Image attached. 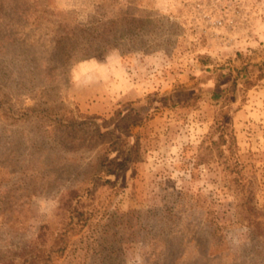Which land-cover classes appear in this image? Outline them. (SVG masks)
Returning a JSON list of instances; mask_svg holds the SVG:
<instances>
[{
    "label": "rangeland",
    "instance_id": "1",
    "mask_svg": "<svg viewBox=\"0 0 264 264\" xmlns=\"http://www.w3.org/2000/svg\"><path fill=\"white\" fill-rule=\"evenodd\" d=\"M263 60L264 0H0V264H264Z\"/></svg>",
    "mask_w": 264,
    "mask_h": 264
},
{
    "label": "trees",
    "instance_id": "2",
    "mask_svg": "<svg viewBox=\"0 0 264 264\" xmlns=\"http://www.w3.org/2000/svg\"><path fill=\"white\" fill-rule=\"evenodd\" d=\"M258 68L260 70H264V60L262 61V63L260 65H258ZM221 95L219 92H214L213 93V98H219ZM166 98L169 101H172L173 98H175V91H172L171 94H167ZM111 122L115 121V120H123V116H121V111L118 109H115L113 115L110 117L109 119ZM103 127L105 128V131L101 132L99 131L98 135H105L108 133H111L114 131V129H121V127L119 125H115L114 128L112 129H106L107 128V124L103 125ZM120 143V141H118V139H114L113 143ZM123 142V141H122ZM134 152V148L131 147H127L125 149V155L118 159V157H112L109 161L105 162L104 160L101 161V164H103L105 166V172H111V171H119L121 169H123L127 164H129L130 161H132L135 157H133V153Z\"/></svg>",
    "mask_w": 264,
    "mask_h": 264
}]
</instances>
